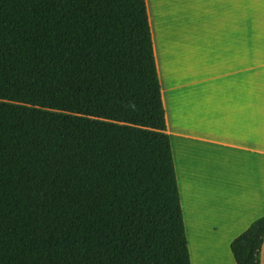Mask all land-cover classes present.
Here are the masks:
<instances>
[{
    "label": "trees",
    "instance_id": "1",
    "mask_svg": "<svg viewBox=\"0 0 264 264\" xmlns=\"http://www.w3.org/2000/svg\"><path fill=\"white\" fill-rule=\"evenodd\" d=\"M0 264H190L145 0H0Z\"/></svg>",
    "mask_w": 264,
    "mask_h": 264
},
{
    "label": "crops",
    "instance_id": "2",
    "mask_svg": "<svg viewBox=\"0 0 264 264\" xmlns=\"http://www.w3.org/2000/svg\"><path fill=\"white\" fill-rule=\"evenodd\" d=\"M190 264H235L264 215V0H145ZM264 264V240L260 250Z\"/></svg>",
    "mask_w": 264,
    "mask_h": 264
},
{
    "label": "rangeland",
    "instance_id": "3",
    "mask_svg": "<svg viewBox=\"0 0 264 264\" xmlns=\"http://www.w3.org/2000/svg\"><path fill=\"white\" fill-rule=\"evenodd\" d=\"M244 35H252L253 40L257 43L256 54L259 63L260 82L264 83V15L253 17V31L244 32Z\"/></svg>",
    "mask_w": 264,
    "mask_h": 264
}]
</instances>
